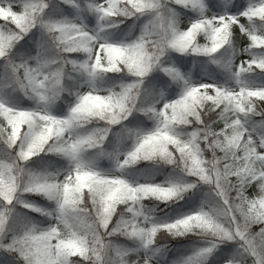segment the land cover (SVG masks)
I'll return each mask as SVG.
<instances>
[{
    "label": "snow or ice",
    "instance_id": "6c2138e0",
    "mask_svg": "<svg viewBox=\"0 0 264 264\" xmlns=\"http://www.w3.org/2000/svg\"><path fill=\"white\" fill-rule=\"evenodd\" d=\"M0 264H264V0H0Z\"/></svg>",
    "mask_w": 264,
    "mask_h": 264
}]
</instances>
